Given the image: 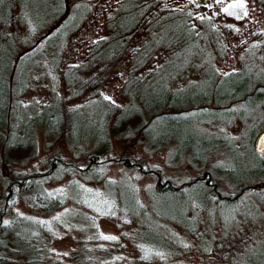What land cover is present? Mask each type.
Wrapping results in <instances>:
<instances>
[{
    "label": "trees",
    "instance_id": "1",
    "mask_svg": "<svg viewBox=\"0 0 264 264\" xmlns=\"http://www.w3.org/2000/svg\"><path fill=\"white\" fill-rule=\"evenodd\" d=\"M154 4L152 0L116 2L109 16L108 36L90 45L82 60L62 71L68 98L62 100L54 93L40 105H28L22 96L28 88L30 69L44 52L51 51L48 56L55 63L63 58L69 35L86 23L89 3L0 0V264L118 261L117 256L109 258L111 244L107 249L92 244L91 238L67 262L61 261L43 242L46 225L17 208L22 203L33 214H50L68 198L80 199L78 180L70 179L65 187L55 185L68 176L104 182L111 205L108 208L135 218L129 242L146 249L138 256L139 264H173L170 260L176 250L187 242L164 235L159 221L181 225L187 236L192 235L200 212L215 220H232L233 207L252 206L253 199L264 206V157L254 149L264 128V72L253 67L251 60L225 73L211 64L201 80L173 87L162 72H174L180 50L189 46V38L181 33H195L196 27L178 13H162L158 8V19L146 25L142 43L134 45L139 24ZM164 23L168 27L160 30L157 39L152 38L151 30ZM169 30L171 34L166 36ZM159 48V56L166 59L156 68L152 52ZM216 48H208L207 63H211ZM121 59L130 62L120 94L123 102H110L99 92L108 66ZM71 99L78 101L67 105ZM233 119L241 123L237 137L207 126ZM40 132L47 154L39 165L28 167L38 152ZM58 140L70 156L53 147ZM163 148L167 149L168 163L186 162L198 170L197 174L175 181L150 164L149 155ZM110 165L152 178L147 187L151 211L137 200L130 184L107 179ZM259 238L253 243L242 242L233 254L218 252L217 258L222 264H264V236ZM201 242L202 253L210 252L211 240ZM218 247L221 250L220 244Z\"/></svg>",
    "mask_w": 264,
    "mask_h": 264
},
{
    "label": "rangeland",
    "instance_id": "2",
    "mask_svg": "<svg viewBox=\"0 0 264 264\" xmlns=\"http://www.w3.org/2000/svg\"><path fill=\"white\" fill-rule=\"evenodd\" d=\"M118 1L88 0L89 15L86 23L69 35L63 58L61 57L55 63V59L51 55V57L48 56L51 51H47L30 69L28 88L22 96L26 104L40 105L54 93L60 94L62 100L68 98L69 88L64 84L62 71L67 66L70 67L71 63L82 60L84 51L90 45L102 37L108 36L109 16ZM154 1L155 4L149 9L150 12L139 24L140 31L138 37L135 38L134 45L138 46L142 43L146 25L152 19L155 21L158 19L156 14L158 8L162 13L176 12L179 18L185 19L186 22L189 21L193 27H196L195 33L188 30L181 33L182 37L187 36V40L189 38V46L180 50L181 57L175 60L174 72H162L163 75L169 77L173 87L176 85L189 86L201 80L205 75L206 68L211 64L217 68L219 73H225L238 69L244 60H251L253 67L264 72L263 0H242L245 9H231L233 15L223 12L222 8L227 7L230 3H236L237 0H221L220 3H217V0H152V4ZM164 7L165 9H163ZM245 10L247 11L246 16L244 15ZM237 16L240 18L237 19ZM166 27L168 26L164 23L162 26L153 28L150 36L157 39L160 30H164ZM134 33L136 32L133 30ZM170 34V30L165 33L166 36ZM211 47H217V51L209 64L206 60V52L207 50L209 52L208 48ZM160 51L159 48L152 52L154 55L152 58L153 67H160L166 59L164 56H159ZM129 66L128 59H121L116 65L108 66L110 68L108 72H105L103 90L99 93L108 97L110 102H123V97L120 94ZM75 101L78 100L71 99L67 105ZM209 124L207 126L223 130L235 137L238 136L241 128L238 119H233L229 123ZM115 146L118 148L117 143ZM53 147L61 149V154L70 156V151L64 147L60 140L55 142ZM137 150L140 152L141 147L138 146ZM47 151L43 135L40 132L38 133V152L27 163V166L39 165ZM166 153L167 149L163 148L149 155L150 164L160 167L166 176L175 181L188 179L197 174L198 170L186 162L168 163ZM216 154L218 157L221 156L219 152ZM261 156L264 157V151L261 152ZM106 177L114 183L123 181L130 184L135 192V197L146 210L152 208V200L147 193V187L153 181L150 176H139L136 172L123 169L119 165H110ZM72 178L79 182L77 191L81 195L80 199L70 197L63 207L50 214H33L25 209L22 203H18L17 208L23 214L37 216L40 222L46 225L48 232L45 234L43 242L54 250L61 261L67 262L71 255L79 249L82 250L86 245L85 242L91 238V243L94 245L100 244L106 246L107 249L112 245L113 249L109 258L119 257L115 264H137L138 256L141 257V251H146V249L134 247L129 242L130 235L136 226L135 218L130 215L120 216L112 208H108L111 205L107 202L108 194L104 182H86L75 175L65 177L55 185L65 187ZM115 195L118 197V193ZM250 201L255 204L249 207L232 208V220H215L212 218L213 216L209 217L200 212L192 235L186 236L183 227L172 221L167 220L164 223L159 221L161 232L164 235L172 234V236L187 240L186 243L181 242L182 245L175 252V258H172L170 262L173 264H222L221 260L217 258L218 252L227 250L233 254L237 252L242 242L253 243L259 240L260 236H264V206L258 199ZM102 205L105 207L102 208ZM228 221L230 224L227 223ZM220 222H223V225ZM104 236H114L116 239L106 240L103 238ZM203 240H211L213 243L210 252L206 254L202 253V248H200ZM218 244L221 245V250Z\"/></svg>",
    "mask_w": 264,
    "mask_h": 264
},
{
    "label": "snow or ice",
    "instance_id": "3",
    "mask_svg": "<svg viewBox=\"0 0 264 264\" xmlns=\"http://www.w3.org/2000/svg\"><path fill=\"white\" fill-rule=\"evenodd\" d=\"M220 2H221V0H217V3H220ZM235 8L245 9V4L242 2V0H237L236 3H230V4H228L227 7L222 8V11L227 13V14H229V15H233L234 13H232L230 10L231 9H235ZM244 15L245 16L247 15V11L246 10L244 11ZM239 18L240 17L237 16V19H239ZM105 99H108V97H105ZM103 238L106 239V240H114V239H116V237H114V236H104Z\"/></svg>",
    "mask_w": 264,
    "mask_h": 264
},
{
    "label": "water",
    "instance_id": "4",
    "mask_svg": "<svg viewBox=\"0 0 264 264\" xmlns=\"http://www.w3.org/2000/svg\"><path fill=\"white\" fill-rule=\"evenodd\" d=\"M254 149L258 153L264 151V130L260 131L259 134L257 135L254 143Z\"/></svg>",
    "mask_w": 264,
    "mask_h": 264
}]
</instances>
